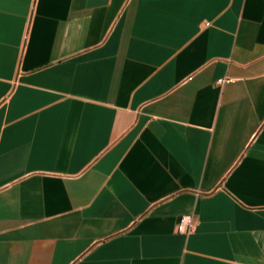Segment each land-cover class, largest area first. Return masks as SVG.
<instances>
[{"label":"crops","instance_id":"1","mask_svg":"<svg viewBox=\"0 0 264 264\" xmlns=\"http://www.w3.org/2000/svg\"><path fill=\"white\" fill-rule=\"evenodd\" d=\"M0 264H264V0H0Z\"/></svg>","mask_w":264,"mask_h":264},{"label":"built area","instance_id":"2","mask_svg":"<svg viewBox=\"0 0 264 264\" xmlns=\"http://www.w3.org/2000/svg\"><path fill=\"white\" fill-rule=\"evenodd\" d=\"M229 79L230 77L228 76H222V77H218L216 81L221 82V81H227ZM175 227L178 231L181 232H188L192 230L194 227V221L191 214L185 213L180 215L178 220L176 221Z\"/></svg>","mask_w":264,"mask_h":264}]
</instances>
